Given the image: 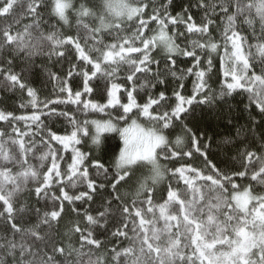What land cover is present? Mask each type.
Returning <instances> with one entry per match:
<instances>
[{
    "label": "snow or ice",
    "instance_id": "1",
    "mask_svg": "<svg viewBox=\"0 0 264 264\" xmlns=\"http://www.w3.org/2000/svg\"><path fill=\"white\" fill-rule=\"evenodd\" d=\"M171 6L172 0H160L159 4L156 0H102L99 10H93L84 4L76 9L72 0H0V17L13 18L15 25H20L21 20L29 21L15 30L12 24L0 29V49L26 52L32 56L40 54L47 46L49 58L63 57L65 51L74 50L76 59L81 62L83 77L82 91H74L66 83L62 84L60 92L67 93L66 98L45 102L43 107L48 109L47 112L41 110L39 114L34 111L31 115L17 116L0 111V122L7 123L11 129L8 140L3 139L6 132L0 131V217L6 222L5 232L0 235V264H109V259L111 264H264V193H254L251 185L240 190L234 179L250 175L251 181L264 186V151L258 154L245 149L242 153L243 170L229 174L208 159V145L203 144L202 138L191 128L185 125L182 129L183 137L188 140L186 149L182 147L184 138L177 136L173 142L168 138L172 133L165 132L168 129L174 131L173 122L181 120L194 101L212 104L216 100L210 89L205 91L208 88L206 73L212 70L213 54L219 56L224 76L219 98L224 99L238 91L246 93L249 101L246 108L254 104L261 116V120L252 118L253 131L257 126H264V0H196L195 7L203 13L199 24L191 14L192 5L176 15L169 11ZM17 8L24 9L22 15H15ZM69 10H73L77 18L75 36L61 34L56 24L45 19L47 12L58 23L67 25ZM217 18L223 24L219 42L213 38L211 30ZM257 21L258 37L255 33ZM153 22L155 29L150 28ZM238 23L251 28L258 40L257 44L249 46V50L245 47L248 38L239 30ZM43 24L49 25L47 34L42 30ZM181 24L184 25L183 31L177 28ZM169 25L172 26L171 36L168 35ZM81 30L83 37L79 34ZM186 33H195L201 39L192 40L189 47L182 48L177 41ZM107 37H113V42L106 43ZM160 46L166 50V55L157 59L152 53ZM252 47L256 48L261 60L259 72L250 60ZM221 48L223 54H220ZM201 53L207 56L206 69ZM177 54L192 59V66L182 70L179 76L174 70ZM6 64L7 67L0 65V75L12 86H18L22 91L26 89L35 109V91L11 70L10 59ZM125 64L128 66L125 84L131 87L116 82L120 79L117 73ZM137 73L144 79V83L139 84L147 96L143 103L138 102L137 84L141 77ZM98 74L108 78L110 83V87L105 84L107 102L104 104L82 99L85 94H92L90 81ZM169 74L180 81L172 92L175 104H168L170 111H156L154 106L163 108L171 98L166 95V90L154 94L149 89L167 85L165 77ZM185 75L196 78L193 94L188 97L181 92ZM68 76L71 78L72 71ZM52 78L56 79L55 76ZM50 104L82 105L85 115L88 110L105 113L106 109H114L115 115L108 112L109 118L103 122L85 119L80 123L67 111L49 108ZM41 115L67 119L73 125L71 134L58 135L51 131L41 120ZM140 116L153 122V126L141 127L137 122ZM129 120L130 124L120 127L121 121L127 123ZM18 122H23V127H19ZM89 124L95 128L91 137L93 144L99 145L106 132H118L123 141L115 163L117 171L111 179L109 170L98 161H93L91 166L103 180L90 177L89 168L85 166L86 154L75 147L81 143L82 137L89 136ZM237 135H240L239 129ZM52 141L61 145L63 152L72 153L65 171L61 170L59 163L64 157L51 146ZM9 142L18 146V153L7 147ZM39 145L47 147V151L38 157L41 167L51 158L42 179L41 173L28 160L30 153L39 151ZM261 148L264 149V144ZM193 150L203 157L207 173L187 163L179 167L173 164L170 168L161 164V161H175L180 156L191 158ZM10 166H19L20 170L13 173ZM144 168L148 174L138 178L137 172ZM165 173L177 181V186L169 184L164 202L155 204L153 191ZM29 179L38 181L34 189L37 199L50 200V207L59 210L45 211L41 215L40 209L36 208L38 222L23 229L15 222L17 213L24 211L17 207L15 197L25 190ZM105 180L109 181L115 194L112 199L119 202L116 207L122 216L121 227L111 234L131 241L128 247L113 246L110 258L99 252L107 248L98 236L101 229L108 231L112 200L98 208L95 215L85 209L81 216V209L72 207L71 212L84 223L81 226L78 219L64 233L63 240L58 241L51 234H41L42 226L52 229L54 222L62 219L65 202L75 205L78 201H93L92 193L103 189ZM134 180L133 199H123L117 186L124 187ZM65 181L69 183L65 184ZM181 182L183 188L178 187ZM80 184L86 188L79 194L70 195L65 190L66 187L77 188ZM57 186L58 192L55 190Z\"/></svg>",
    "mask_w": 264,
    "mask_h": 264
},
{
    "label": "trees",
    "instance_id": "2",
    "mask_svg": "<svg viewBox=\"0 0 264 264\" xmlns=\"http://www.w3.org/2000/svg\"><path fill=\"white\" fill-rule=\"evenodd\" d=\"M51 2V0H50ZM160 0H156V3L159 4ZM74 8L78 9L81 4H84L88 8L93 10H99L102 0H72ZM196 0H172V6L169 11L173 15L181 13L185 7L192 5L190 8L191 14L194 21L199 24L203 17V13L199 11L196 7ZM24 9L17 8L15 11L16 16L22 15ZM69 24L64 25L62 22H57L55 17L49 16L45 13V19L49 20L51 24H56L57 30L63 35H77V24H76V15L73 10H69ZM27 20H21L20 25H15L13 18L5 19L0 17V29L5 27L8 24L13 25V30L16 27H22L24 23H27ZM90 23L92 21H89ZM150 28L155 29L156 25L153 22L150 25ZM172 26L169 25L168 35H172L171 31ZM178 30L183 31L184 25H178ZM238 28L248 38L246 50H249V46L255 45L258 43V40L253 36V31L247 25L238 23ZM223 29V24L217 18L216 23L211 26L213 38L216 41H220L221 31ZM42 30L45 34L50 31L48 24L42 25ZM255 33L256 37L260 36L259 22L255 24ZM80 36L83 37L84 32L80 31ZM151 34V33H149ZM35 35V33H34ZM201 39L197 34H185V37H181L177 43L181 45L182 48L189 47L192 40ZM106 43L113 42V37H107ZM252 56L250 57L251 62L255 65V70L259 72L261 60L259 54L257 53L256 48H250ZM48 48L45 47L44 51L37 55L29 56L26 52L14 53L7 48L0 49V65L7 67L6 61L11 60V70L20 75L22 81L28 86L31 87L36 93V104L37 107L33 109L31 106V97H28L27 90H20L18 86H12L10 82H7L3 79V76L0 75V111L6 113L10 112L14 115H31L35 111L37 114L41 110L47 112L48 109L43 107V104L48 100H55L57 98H66L67 93H61V85L66 83L74 91H82V82L83 77L80 74V64L81 62L76 59L74 50L71 52L65 51L63 57L52 56L49 58L47 55ZM157 59H161L166 53L159 47H157L153 53ZM220 54H223V48L220 49ZM93 56L97 55L92 53ZM202 61H204V68H207L206 59L207 56L204 53H201ZM176 64L174 70L177 73V76L181 74L182 70H185L192 66V59L190 57H184L179 54L175 56ZM73 64L76 65L75 69ZM90 67V66H88ZM155 67V66H154ZM164 67V61H161V68ZM128 66L122 65L120 71L117 75L120 77L117 80V83H121L124 86L131 87V85H126L124 77L127 74ZM72 71V76L69 78L68 73ZM55 76L56 79L52 77ZM137 76H140L141 79L137 84V90L140 95L138 97V102L143 103L146 101L147 96L144 94L145 90L139 88V84L144 83V79L140 73H137ZM168 81L167 85H157L155 89H149V91L154 94H158L159 91H165L166 95L171 99L165 104L163 108L154 106L156 111H170L171 108L168 107V104L174 106L175 98L172 96V92L177 88L178 83L174 77L170 74L165 77ZM195 76L185 75L182 83L184 88L181 90L182 95L188 97L193 94V85L195 82ZM206 81L208 89L211 90V94L216 96V100L212 104H199L193 102L189 107L187 113L182 114L181 120L174 121V131L172 129L165 130L166 133L171 132L172 134L168 137L171 141H175L177 136L184 138L185 143L182 145L183 148H187L188 140L186 137H183L182 129L186 125L188 128H191L199 137L202 138V143L208 145V159L212 161L217 167L224 172L229 174L243 170L242 168V153L245 149L249 151H256L258 154L264 149L261 148V145L264 144V126H257L255 130L252 129V118L256 120H261V116L256 109L255 105H249L248 96L243 92H234L232 96L225 97L224 99L219 98V92L224 84L223 72L220 68L219 56L213 54V66L210 72L206 73ZM108 84V78L100 77L99 74L97 78H94L90 81V86L93 87V92L89 96L85 94L82 99H90L95 103L104 104L106 103V92L105 84ZM200 97H197L199 100ZM227 101V103H225ZM23 105V106H22ZM55 107L58 111H67L75 119L82 123L85 119L91 120H100L105 121L109 117L106 113L111 112L115 115L114 109H106L105 113L92 112L88 110L87 115L84 114L81 106L76 105H49V108ZM135 111V110H134ZM41 120L45 122L47 128L55 132L58 135H70L73 130V125H71L67 119L62 117H52L41 115ZM115 122V121H113ZM137 122L144 128H149L153 126V122L148 121L147 118L140 116L137 119ZM131 120L127 123L121 121L120 127L127 126L130 124ZM19 127H23V122H18ZM89 136H84L81 138V143L75 145L81 152L86 154L85 166L89 168L90 177L99 180H103L102 176L97 175V170L91 166L93 161H98L104 165V168L109 170V179H111L112 174H114L117 169L115 168V163L118 159L119 149L123 147V141L121 140L119 133H103L101 136V142L99 145L93 144L91 137L95 134V128L91 124L88 125ZM35 126L33 125V130ZM237 129L240 130V135H237ZM0 131H5L6 135L3 137L4 140H8L11 129L8 124L5 122H0ZM27 139V138H26ZM228 140L230 142L226 143ZM39 143V138H37ZM51 146L58 150L60 154L64 157L63 160L59 161L61 170L65 171L67 164L71 162L70 157L72 155L71 151L63 152L62 146L52 141ZM7 147L15 153H18V146L12 145L10 142L7 144ZM47 151V147L44 145H39V151L30 153L28 156L29 164H31L39 173L42 174L47 170V167L50 166L51 158L43 162V167H41V161L38 157L44 154ZM194 152V150H193ZM191 164L193 167H198L203 170L205 173L208 172V169L205 168L203 164V157H200L198 153L193 154L191 158L187 156H180L175 161H161V164L165 168L172 167L175 164L176 167L181 166L182 164ZM13 167V166H10ZM20 170L19 166L13 167V173ZM148 174L147 168L141 169L137 172L138 178H143ZM236 183L240 185V190H243L249 185L252 186L254 193L262 194L264 193V186L257 184L255 181L250 180V175L241 179L240 177H234ZM105 187L100 189L97 193H92L93 201L88 203L76 202L75 205H68L65 202L64 214H62V219L53 224L52 229H48L46 225L42 226V235L51 234L56 240L60 241L64 239V233L68 230L69 227L73 226L77 220H80L81 226H83L84 221L82 218H78L76 213L71 212L72 207H77L81 209V216L83 210H88L93 215L96 214V210L101 208L102 205H106L109 200H112V207L110 209V216L108 220V231L104 232L101 229V234L98 238L107 246V248H102L99 250L100 253H103L105 256L110 258V249L113 246L118 248H126L130 245L131 241L125 239L124 237H113L112 232L116 230L117 227H121L120 220L122 216L117 209L116 205L118 201L113 200V195L111 187L109 186V181H103ZM68 181H65V184H68ZM123 183V182H122ZM38 181L29 179L25 190L15 197L17 201V207L22 208L23 212H18V219L15 221L21 228L28 229L33 227L38 222V217L35 214V209L39 208L41 215L45 211L59 210L58 208L52 209L50 207L51 201H46L45 199H37L34 193V189L37 186ZM169 184L177 186V181L171 179L168 173H165L164 178L157 184L153 191L154 203L159 204L163 203L166 199V188ZM120 191V195L123 199L131 201L133 199V193L136 187V181L134 180L132 184L124 185V187L117 186ZM178 187L183 188L184 185L182 182ZM86 186L80 184L77 188L66 187L65 190L69 194H79V191L85 190ZM58 192V186L55 189ZM59 204V201L56 202ZM158 214V213H157ZM5 220L0 217V235L5 232ZM115 225V227L113 226ZM162 226V225H160ZM129 227H131V222L129 221ZM78 235V234H77ZM131 235V233H129ZM66 243V241H64ZM73 242L75 243V237H73ZM78 246V245H77ZM109 264H111L109 259Z\"/></svg>",
    "mask_w": 264,
    "mask_h": 264
},
{
    "label": "rangeland",
    "instance_id": "3",
    "mask_svg": "<svg viewBox=\"0 0 264 264\" xmlns=\"http://www.w3.org/2000/svg\"><path fill=\"white\" fill-rule=\"evenodd\" d=\"M159 48H161L166 53V50L163 48V46H160ZM114 133H118V132H114Z\"/></svg>",
    "mask_w": 264,
    "mask_h": 264
}]
</instances>
